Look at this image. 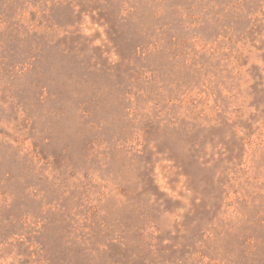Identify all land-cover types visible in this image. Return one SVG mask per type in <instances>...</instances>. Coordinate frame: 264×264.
I'll return each mask as SVG.
<instances>
[{
	"label": "rangeland",
	"instance_id": "374dc122",
	"mask_svg": "<svg viewBox=\"0 0 264 264\" xmlns=\"http://www.w3.org/2000/svg\"><path fill=\"white\" fill-rule=\"evenodd\" d=\"M0 264H264V0H0Z\"/></svg>",
	"mask_w": 264,
	"mask_h": 264
}]
</instances>
